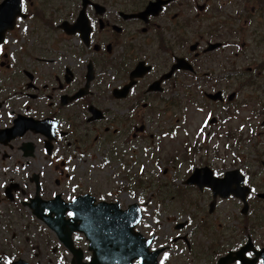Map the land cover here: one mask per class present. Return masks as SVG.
I'll return each instance as SVG.
<instances>
[{"label":"flooded vegetation","instance_id":"1","mask_svg":"<svg viewBox=\"0 0 264 264\" xmlns=\"http://www.w3.org/2000/svg\"><path fill=\"white\" fill-rule=\"evenodd\" d=\"M0 46V264H93L113 243L47 225L68 231L77 203L136 204L156 264H264V0H0ZM166 122L193 141L168 159L184 209L163 233L141 174H100Z\"/></svg>","mask_w":264,"mask_h":264},{"label":"rangeland","instance_id":"2","mask_svg":"<svg viewBox=\"0 0 264 264\" xmlns=\"http://www.w3.org/2000/svg\"><path fill=\"white\" fill-rule=\"evenodd\" d=\"M169 124L171 122H166L164 124H161L157 133V137L155 138L153 145L154 149L147 150L143 145L147 143V140H139V143L136 144V146H141L139 150H137V153L135 155V162L133 165V168H129L128 166H125V169L123 165H121L119 168L111 169L108 168L106 170H103L100 174L101 178L103 179H112L114 176H117L119 178H122V176L126 175L128 179H130L132 182H136L134 178H137L139 174L141 176L139 177L141 184H139V187L141 188L142 192L139 194H144L146 196H151L153 200L157 202H149L146 203V207H152L156 208L155 212L157 213V225L158 229L160 225L163 227V233L165 232L166 228L168 226H172V223L175 221L181 222V212L183 211V207L180 206L179 203H173L165 201L169 199V197L176 193V191L180 190L181 187L174 186L170 184L171 178H178V175L182 174L183 168L179 169L178 164L174 166L170 165L169 158L170 156L176 152L177 150H180L185 142H188V145H190L193 141L192 138H189L186 136V134H182L181 132L177 134L175 137H170L169 135H166L162 133L163 130H167ZM180 125V124H178ZM192 136V134H191ZM173 156V155H172ZM125 160H128V157H125ZM141 166H143V171H141ZM179 169V172H178ZM125 170V174L122 175V171ZM166 170V173L164 171ZM174 170L176 171L175 174ZM98 175V173H96ZM115 184V183H113ZM111 183L110 186L113 185ZM137 184H131L129 186L130 190H134L135 192L128 193L130 195L136 194L135 186ZM180 194H186L185 192H180ZM126 200V198H124ZM140 205H144L140 203ZM227 207V206H226ZM228 208V207H227ZM144 211L147 212L143 208ZM160 211H162V216L160 215ZM5 236V235H4ZM29 243H40V242H49L53 241L49 234H46L45 236L42 235H36L33 233L29 234ZM0 248L3 246L2 243L3 238L0 237ZM26 258V257H25Z\"/></svg>","mask_w":264,"mask_h":264},{"label":"water","instance_id":"3","mask_svg":"<svg viewBox=\"0 0 264 264\" xmlns=\"http://www.w3.org/2000/svg\"><path fill=\"white\" fill-rule=\"evenodd\" d=\"M196 173L195 171L190 177V180L197 178ZM208 187L215 193L218 192V186L210 185ZM231 193L234 194L233 192H227L224 197H228ZM243 193L241 195L235 193L234 196L241 197L244 201L247 190H244ZM79 205L80 204L77 203L76 211H85L87 214L76 215L74 219L71 220L72 222L69 225L70 229L68 231H64L56 220V223L53 222L54 220H46L47 225L57 234L62 243L70 246L71 233L73 231H78L85 236L95 235L102 237V239L99 240L102 244L113 243L112 247L94 248L93 252L95 257L93 264H97L98 260H105L109 257L114 259L115 264H117V259L119 260L118 264H131L135 259L140 261L139 264H156V257L160 251L149 253L148 245L151 240H144L141 235L134 234L132 231L134 225L140 218L139 209L136 204L129 206L128 210L123 213L118 212L114 204L100 203L93 210L85 209ZM30 207L36 212L40 210L37 200L31 201ZM110 209H115V213H109ZM74 222L78 223L75 225ZM14 264L25 263L19 262Z\"/></svg>","mask_w":264,"mask_h":264},{"label":"snow or ice","instance_id":"4","mask_svg":"<svg viewBox=\"0 0 264 264\" xmlns=\"http://www.w3.org/2000/svg\"><path fill=\"white\" fill-rule=\"evenodd\" d=\"M5 43H7V41H5ZM2 46H0V51H2ZM207 124V121H205V125ZM201 131H203V129H201ZM141 171H143V166H141ZM246 184L248 183V180L247 178H245V181H244ZM0 187H2V185H0ZM253 191H255V189H253ZM69 215H73V213H69ZM138 222V221H137ZM168 258V253L165 252L164 253V259L166 260ZM5 264H12V261L5 258ZM160 264H164V260H161Z\"/></svg>","mask_w":264,"mask_h":264}]
</instances>
